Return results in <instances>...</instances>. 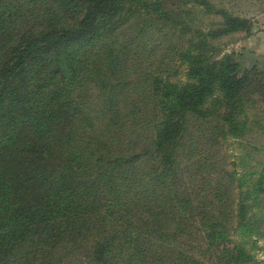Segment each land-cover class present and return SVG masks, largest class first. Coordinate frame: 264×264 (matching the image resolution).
Here are the masks:
<instances>
[{"label": "trees", "instance_id": "1", "mask_svg": "<svg viewBox=\"0 0 264 264\" xmlns=\"http://www.w3.org/2000/svg\"><path fill=\"white\" fill-rule=\"evenodd\" d=\"M163 1L56 0L54 17L78 10L83 14L75 27L68 28L51 21L48 27L41 23L26 26L16 18L19 10L11 8L13 2L16 7L20 2L21 9H29L39 0H0V264H55L58 251L79 241L90 243L89 264H131L137 260L148 264L150 253L156 261L152 252L156 242L167 245L170 241V230L164 223L166 213L173 208L167 203L168 196L173 194L170 189L149 192L141 163L156 156L160 164L172 167L177 162L187 117H204L210 101L226 108L231 131L245 125L237 123V116L243 112L239 105L255 72L241 74L232 56L211 58L207 40L250 31L251 23L216 9L208 0H187L186 4L193 7L214 11L223 21L208 33L192 28L194 39L182 57L188 67V82L169 84L156 94L153 91L157 104L152 147L112 155L101 137L64 134L72 124L62 123L61 116L76 114L78 109L65 104L64 90L56 82L64 73L59 69L75 65L76 60L64 62L60 52L107 38L119 25L118 18L157 15ZM37 8L31 7L29 13ZM53 86L58 88L51 92ZM37 94L39 98H34ZM105 108L116 119L121 113L114 104ZM140 113L136 107L133 116ZM134 124L140 125V120ZM93 126L87 121L83 124L85 130ZM112 127H117V122L111 121L109 129ZM257 175V180L242 187L235 205L233 213L242 220L241 227L249 226V215L264 195V169L250 177ZM219 190L217 204L221 205L226 193ZM146 195L160 204L149 223L140 217L152 205ZM181 195L180 189L174 192L180 208L178 217L185 214L180 206L190 203ZM220 220L215 218L210 223L207 235L215 248L228 240ZM228 252L226 264L249 259L240 247ZM232 253L239 255L232 258Z\"/></svg>", "mask_w": 264, "mask_h": 264}, {"label": "rangeland", "instance_id": "2", "mask_svg": "<svg viewBox=\"0 0 264 264\" xmlns=\"http://www.w3.org/2000/svg\"><path fill=\"white\" fill-rule=\"evenodd\" d=\"M39 1L37 5L31 4L30 8L39 7L33 13H29L30 8L21 9L20 2L17 7L13 2L11 8L19 10L16 18L26 26L41 23L44 27L54 24L71 28L83 16L78 10L54 17L56 0ZM186 1L164 0L157 15L118 18L119 25L107 38L69 46L60 52L62 61L76 60L75 65L59 69L64 73L57 76L56 82L64 90L65 104L78 109L76 114L61 116L62 123L72 124L64 134L76 138L101 137L112 155L133 151L136 147V152L152 147L157 104L153 91L156 90V94L169 84H186L188 67L182 57L194 39L192 28L208 33L223 21L214 11L193 7ZM208 1L216 9L251 23L250 31L207 40L212 49L211 58L232 56L241 74L255 72L239 105L243 112L237 116V123L245 125L231 131L226 108L210 101L204 117H187L177 162L172 167L160 164L156 156L146 157L141 163L140 168L146 169L149 192L170 189L173 194V197L168 196L167 203L173 208L170 214L166 213L164 223L170 230V241L167 245L156 242L152 252L157 260L154 261L150 253L148 264H226L228 251L235 246L244 249L249 256L239 264H264V195L249 215V226L241 227L242 220L233 213L242 187L259 178L250 174L264 169V88L260 87L264 86V0ZM58 87L53 86L51 92ZM108 104L120 108L117 119L105 108ZM136 107L141 111L139 117L133 116ZM139 120L140 125L134 124ZM86 121L94 124L89 130L83 128ZM111 121L117 122V127L109 129ZM219 188V193H226L221 205L217 204ZM179 189L183 192L181 196L190 202L180 206L185 213L182 218L178 217L180 208L174 198V192ZM147 198L152 203L151 208L144 209L140 217L149 223L154 217V208L160 204ZM144 203L147 201H142ZM204 215L207 219L203 220ZM215 218L221 219L228 234V240L219 248L213 247L207 239L211 231L209 225ZM89 245L82 241L75 246L67 245L65 251L57 252L55 264H89ZM237 255L232 253L230 257ZM137 261L131 264H141Z\"/></svg>", "mask_w": 264, "mask_h": 264}, {"label": "water", "instance_id": "3", "mask_svg": "<svg viewBox=\"0 0 264 264\" xmlns=\"http://www.w3.org/2000/svg\"><path fill=\"white\" fill-rule=\"evenodd\" d=\"M249 55V53H246V56H248Z\"/></svg>", "mask_w": 264, "mask_h": 264}]
</instances>
